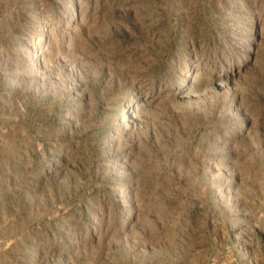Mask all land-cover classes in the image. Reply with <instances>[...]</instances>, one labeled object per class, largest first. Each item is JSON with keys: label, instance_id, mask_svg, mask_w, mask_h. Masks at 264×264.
I'll list each match as a JSON object with an SVG mask.
<instances>
[{"label": "rangeland", "instance_id": "obj_1", "mask_svg": "<svg viewBox=\"0 0 264 264\" xmlns=\"http://www.w3.org/2000/svg\"><path fill=\"white\" fill-rule=\"evenodd\" d=\"M0 264H264V0H0Z\"/></svg>", "mask_w": 264, "mask_h": 264}]
</instances>
